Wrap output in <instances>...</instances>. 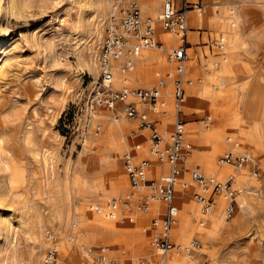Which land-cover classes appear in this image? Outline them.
Masks as SVG:
<instances>
[{
    "label": "rangeland",
    "instance_id": "374dc122",
    "mask_svg": "<svg viewBox=\"0 0 264 264\" xmlns=\"http://www.w3.org/2000/svg\"><path fill=\"white\" fill-rule=\"evenodd\" d=\"M162 1L156 13L148 14L149 17H156ZM189 2L194 9L188 23L200 12L210 19L215 13L219 14L222 24L221 28H214L203 22L199 29L189 25L190 53L198 54L202 64L214 60L219 53L213 43L219 36L224 37L226 48L217 70H211L208 65L209 74L205 75L195 61V68H188L189 77L202 78L203 83L186 92L183 112L186 138L192 144V152L181 179L189 183L188 171L196 167L219 180L233 176L241 193L232 219L220 220L223 204L219 202L205 225L199 227L194 185L183 190L176 187L175 203L179 214L172 229V242L187 243L197 239L201 246L189 259L170 253L167 264L174 259L189 264H264V0ZM84 3V0H13L11 3L0 0V264H11L12 248L16 250L19 264H23V251L28 247L25 242H28L27 234L34 217H45L53 203L61 201L66 187L71 191L70 204H78L77 213H70L62 236L51 232L46 235L59 242L64 264H84L82 257L85 255L80 246L105 247L110 258L123 264L140 258L151 262L160 260L150 247L149 224L156 216V209H164L163 203H154L148 214L138 215L133 223L122 217L109 221L89 212L91 205H102L107 199L120 197L128 191L123 156L133 151L138 139L132 135L140 131L123 111L116 116L119 121L115 123L113 117L105 116L109 114L106 109L98 111L101 131L97 137L92 134V126H87L86 99L98 73L94 75L89 63L80 58L88 52L91 41L88 24L79 28L74 25L80 15L86 19L89 16ZM227 23L232 28L229 31L232 39L223 27ZM159 27L157 33L168 36ZM103 37L104 32L98 52ZM230 41L234 46L227 51ZM227 52L229 56L225 59ZM145 53H151L153 58L143 64L135 63L134 72L128 76L130 89H150L159 76L172 70L166 61L167 49L145 50L140 58ZM138 71L145 75L138 78ZM221 77L226 81L225 86L213 89ZM116 88H120V84H116ZM166 92L170 93V88ZM167 107L169 115L159 126L165 136L173 124L169 98ZM231 121L235 122L232 124L235 127ZM111 123L118 130L117 143L121 147L113 167L110 164L114 157L108 152L111 143L105 138ZM123 123L129 128L120 133L117 126ZM237 127L250 130L255 136L254 142L249 144L241 139ZM211 132L220 133L213 154L207 143ZM228 137L253 157L256 178L250 176L251 167L237 171L217 165V159L227 149L225 139ZM136 156L151 162L148 179H156L168 171L166 165L157 164L149 155L147 144ZM86 157L105 159L103 169L87 168ZM71 168L74 175H69ZM156 168L159 172L154 171ZM211 169L224 170L227 177L218 178ZM91 178L97 182V187L95 194L88 198L82 186ZM241 200L247 202L248 210H242ZM215 226L223 229L215 230ZM144 227H147L145 232ZM143 234L144 243H141ZM68 236L74 238L71 245L66 244ZM65 247L75 254L69 263L65 259Z\"/></svg>",
    "mask_w": 264,
    "mask_h": 264
},
{
    "label": "built area",
    "instance_id": "2783aa9c",
    "mask_svg": "<svg viewBox=\"0 0 264 264\" xmlns=\"http://www.w3.org/2000/svg\"><path fill=\"white\" fill-rule=\"evenodd\" d=\"M193 9L189 0L162 1L161 10L157 15L159 28L174 39L171 43H165L158 38L155 20L144 16L137 0H110V11L99 53L98 76L86 99L89 123L87 126H92L94 136L99 135L101 119L98 111L100 109L111 111L118 105L124 116L137 124L140 132L132 135L138 139L133 145V151H128L123 156L128 191L120 197L107 199L102 205H91L89 212L109 221L122 217L133 223L138 215L148 214L154 203H163L165 206L164 209H156V216L149 224L150 247L160 260L151 262L140 258L128 264H167L170 253L189 259L200 249L201 245L197 239H190L187 243L172 242V229L177 224L179 214L175 203L176 187L186 189L187 186L194 185L196 191L193 198L199 210L197 219L199 227L205 225L219 202L223 204L221 220L225 222L232 219L237 208L238 194L241 193L236 188L233 176L219 180L215 176L206 175L196 167L188 171L189 183L181 179L192 152V144L186 138L183 112L186 92L187 89L203 83L202 78L195 80L190 78L191 72H188V68L196 60L205 75L209 74L208 65L211 70H217L223 62V52L226 48L224 37L219 36L213 43L219 53L214 56V60L202 64L198 54L190 53L192 46L187 36L188 14ZM166 49V61L172 66V70L163 77L159 76L155 86L150 89H130L128 76L134 72L135 59L139 54L144 50ZM205 58L203 56L207 61ZM115 74L123 79L120 88H116ZM225 83V79L221 77L213 89L223 88ZM168 88L170 93L167 94ZM168 98L173 111V124L172 130L165 136L159 126L161 120L169 115ZM63 118L65 119V116ZM118 121V118L114 119L115 123ZM225 143L227 149L217 159V165L220 168L231 167L235 170L251 167L250 176L256 178V163L253 157L242 151L240 144L231 137L226 138ZM144 144H147L148 153L157 164L168 167V171L156 179L147 177L151 162L136 156ZM146 228H143L144 232ZM66 239L68 245L74 242L73 236ZM49 243L41 264H64L60 256L59 242L53 236H49ZM80 250L91 258L89 264H123L110 258L106 248L102 246L94 248L80 246Z\"/></svg>",
    "mask_w": 264,
    "mask_h": 264
},
{
    "label": "bare ground",
    "instance_id": "6f19581e",
    "mask_svg": "<svg viewBox=\"0 0 264 264\" xmlns=\"http://www.w3.org/2000/svg\"><path fill=\"white\" fill-rule=\"evenodd\" d=\"M12 1L13 0H9V3H11ZM137 1L140 5L141 9L143 11H147L150 16L154 15L153 14V7H157L160 4V0H141V3L139 0H137ZM84 2H85L84 4L87 5V8L89 10L88 11L89 16L86 19L80 15L77 18L74 25L77 28H79L83 25H87V24L89 25L88 31H89L90 36H91L90 45L87 48L88 52L86 54L81 55L80 58H81V60H85V61H87V63H89L93 74L96 75L98 73V65L97 64L99 61L98 56L100 53V50L98 52V46L101 42L103 32L105 35V29L103 31V26L106 27V21H107V17H108L109 11H110V0H84ZM208 5H209V7H211V4H208ZM7 11H6V13H7ZM191 14H193V11L189 12L188 16H190ZM157 15L153 19L155 20L156 26H159V23L157 21ZM224 16L226 17L225 11H224ZM218 18H219V14L217 15L216 13L214 14V18L210 19V18H208V16L205 17L200 12H197L196 16L193 17V21L191 23H189L188 26L189 25L191 27L196 26L199 29L200 26L204 22L207 27H214L215 28V26H216L218 28H221L222 24L220 23V20ZM223 27H224V29L227 30L228 35L232 39L233 36L229 32L230 30H232L231 25L229 23H227V24H224ZM158 38L165 41V43H167V42L171 43L174 41V39H172L169 35L168 36L165 35L164 33L163 34L158 33ZM230 42L231 43H229V45L227 44V51H228V49L230 50V48H232V46H234V44H233L234 42L233 41H230ZM144 52H145V50H144ZM141 53L135 59V62L138 65L143 64V63H145V61L147 62L149 59L153 58L151 56V53H145V56L143 58H140ZM225 56H226L225 59H227L229 56V53L227 52L225 54ZM97 57H98V60H97ZM194 61H196V60H194ZM190 66H191L190 67L191 69L195 68V64H193V63L190 64ZM142 75H145V74L142 71H138L137 77L140 78ZM114 81H115V84L121 85L123 79L115 74ZM108 113L109 114L105 115L107 118L113 117L115 119L117 115L121 114L120 107L118 105H116L115 108L113 110L109 111ZM232 124H235V122L234 123L232 122L231 125ZM237 124L239 126V123H237ZM112 125H113L112 123H111V125H108L107 132L105 134V138L108 139V141L111 143V148L109 147L110 149L108 150V152L110 154H112V156L114 157V160L112 159L110 167H113L117 164V156H118L119 152L121 151V150L119 151V148H121V147L117 143L118 130L115 126H112ZM232 126H234V125H232ZM117 127L119 128L120 133H123L129 128V125H126L123 123L121 125V127H120V125ZM236 129L239 132L241 139L248 141L249 144L254 142L253 137H255V136L252 135L250 130H246L245 127L244 128L243 127L242 128L237 127ZM219 140H220V133L219 132H211L210 135L207 137V143L209 144L208 146L210 147V150H211L210 152L212 154L215 152V150H217L216 148H217ZM205 147H206V145H205ZM206 156L209 158L211 157L208 155H206ZM106 161H108V160H106ZM104 163H105V159H103L101 157L100 158H96V157H86L85 158V166L87 168H93L96 171L102 170L104 167ZM207 165H209V162L207 163ZM106 167H108V166H106ZM154 171L159 172V170L157 168ZM211 173L214 175H217L218 178H221V179H224L227 177V175H226L227 172L224 170H221V169L220 170L211 169ZM70 174H73V175L75 174L73 168H71V170L69 171V175ZM68 180H70V178H68ZM95 183H97V182L94 180V178L93 179L91 178V180L89 181L88 184H84L82 186V189H83L82 192H84L88 198L93 193L95 194L96 187H97V185ZM97 191H99L98 188H97ZM70 199H71V191L68 187H66V190L64 191V194L61 198V201L58 203H53L51 209L49 210V212L47 213V215L45 217L41 216V215H36L34 217V222H33L32 226L29 228L28 234H27L28 242L24 241L25 244L28 243V247H26L25 250L23 251V255H24L23 264H40L42 262V260L44 258L43 252L49 247V244H50L49 238H48L49 236L48 237L46 236L47 234H49L51 232V233L55 234L56 236H62V232H64V230H65L66 221L69 218L70 213L71 214L77 213V209H78V204H76V205L70 204ZM241 204H242V210L243 211H246L249 209V206L247 205V202L245 200H241ZM220 220H221V218H220ZM218 229L222 230L223 228L217 226L215 228V230H218ZM142 233H143V231L141 232V234ZM13 238H15V236ZM14 241H15V239H14ZM139 241L141 243H144V234H143V236H140ZM12 244H13V242H12ZM12 249H11V264H19V260H18L16 250H12ZM15 249H17V248H15ZM64 252H65V259L67 260V263H69L71 260H73L75 258V254L71 251V249H69V247H65ZM82 262L84 264H89L90 257L85 255L84 257H82ZM171 264H189V262H186L182 259H180V260L174 259V260H171Z\"/></svg>",
    "mask_w": 264,
    "mask_h": 264
},
{
    "label": "crops",
    "instance_id": "0c3cea01",
    "mask_svg": "<svg viewBox=\"0 0 264 264\" xmlns=\"http://www.w3.org/2000/svg\"><path fill=\"white\" fill-rule=\"evenodd\" d=\"M140 1V3H141V0H139ZM159 7H160V4H159V6H157V7H153V14H155L156 13V11H157V9H159ZM142 10V9H141ZM142 12H143V14L145 15V16H148V12L147 11H143L142 10ZM147 14V15H146ZM190 17V16H189ZM189 24V23H188Z\"/></svg>",
    "mask_w": 264,
    "mask_h": 264
}]
</instances>
